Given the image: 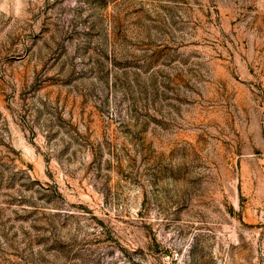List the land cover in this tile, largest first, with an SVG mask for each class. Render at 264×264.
Wrapping results in <instances>:
<instances>
[{
    "label": "rangeland",
    "instance_id": "374dc122",
    "mask_svg": "<svg viewBox=\"0 0 264 264\" xmlns=\"http://www.w3.org/2000/svg\"><path fill=\"white\" fill-rule=\"evenodd\" d=\"M0 264H264V0H0Z\"/></svg>",
    "mask_w": 264,
    "mask_h": 264
}]
</instances>
